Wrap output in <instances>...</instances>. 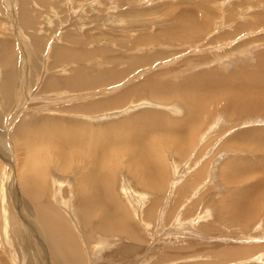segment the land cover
Segmentation results:
<instances>
[{
    "label": "bare ground",
    "instance_id": "bare-ground-1",
    "mask_svg": "<svg viewBox=\"0 0 264 264\" xmlns=\"http://www.w3.org/2000/svg\"><path fill=\"white\" fill-rule=\"evenodd\" d=\"M177 24V30L167 36L169 41L192 39L204 32L194 12L189 16L183 14V20ZM253 28L255 25L240 23L233 31L214 39L229 41ZM7 42L0 39V64L6 73L1 74L4 77L0 87L5 97L3 102L6 100L8 106L15 79L10 63L7 64L14 55V46ZM261 45L264 46V39L261 42L247 39L226 55L215 54L210 58L207 64L220 63L211 71L204 68L197 73L191 72L194 66L207 65L194 58L180 63L181 69H175L174 75L171 71L154 73L157 76H151L149 82L140 80L115 95L75 104L67 109L68 116L41 115V120L20 124L17 141L27 150L25 160L18 164L20 168L17 165L21 192L33 208L53 264H107L98 261L100 254L105 249L111 252L110 248L115 246L112 251L119 249L120 254H124L123 261L108 264H145L147 257L140 256L143 253H148V259L154 260V264L165 263L167 259L171 262L176 257L178 263L183 264H250L254 256L253 264H264L260 262L264 258L263 242L229 246L213 242L215 238L250 242L252 236L246 234V227L264 217V126L238 127L257 116L264 118V49L253 52ZM69 54L71 56L63 50L60 55L70 60L75 55L76 59L72 60L81 62L88 53ZM150 60L145 54L133 55L127 69L111 68L96 74L92 73L96 72L94 68L82 65L67 81L74 92L94 90L122 81L137 65H145ZM166 76L172 78L165 81L162 78ZM48 84V88L59 86L55 77ZM64 94L68 93L63 90L58 96L60 100L88 97V94ZM146 97L165 106L146 108L110 121L92 122L80 116L104 114V111L123 108L132 99L139 101ZM216 114L226 117L227 123L218 124L217 132L206 140L201 132L203 129L210 131L209 119ZM217 146L228 150V156L215 158V151L220 150L215 149ZM172 178L174 182L171 183ZM203 179L219 185L218 199L202 200ZM190 189L194 190L193 196L188 198ZM177 193L183 197L188 195L179 209L172 201ZM128 201L134 208V215ZM198 203L207 210V214L200 217H208L212 225L205 222L197 225L199 229L194 238L196 242L202 237L210 241L213 238L212 244L184 254L185 257L156 249L173 241L184 244L178 240L184 238L182 236L169 237L174 232H187L186 228H181V222L186 219L187 211L195 209ZM197 213L204 212L202 209L199 212L198 208ZM173 214L176 226L167 229ZM134 216L151 228L157 227L152 235L155 241L147 240L145 230ZM224 225H240L246 231L225 235L222 234ZM96 236L100 251L90 260L80 241L93 243ZM123 241L125 245L120 243ZM181 244L178 248L184 253L187 248ZM139 247L143 252L134 256Z\"/></svg>",
    "mask_w": 264,
    "mask_h": 264
},
{
    "label": "rangeland",
    "instance_id": "rangeland-1",
    "mask_svg": "<svg viewBox=\"0 0 264 264\" xmlns=\"http://www.w3.org/2000/svg\"><path fill=\"white\" fill-rule=\"evenodd\" d=\"M23 1L24 4L21 3L22 0H0V39L8 41L14 46V55L7 64L10 63L9 66L12 67L15 79L11 103L8 106L6 105V100L3 102L5 97L1 91L2 87H0V264H53L49 245L41 235L35 214H33V208L21 192L18 167L20 168V162L25 160L27 150L25 146L19 145L17 141V133H19L17 131L20 124L41 120V115L68 116L66 111L73 105L84 104L93 99L115 95L127 89V86L130 87V85L139 83L140 80L149 82L151 76L152 78L157 76L154 73L159 75L160 72L171 71L170 74L174 75L173 71L175 69L179 71L178 68L181 69L179 66L182 63H186L187 60L195 58L197 61V59H201L204 61L201 63L207 64V62H211L210 58L231 51L236 45L245 42L247 39H253V42H261L264 39V24H260L264 21V0ZM191 12L196 14L200 25L204 26V32H199L192 39L182 38V40L171 39L169 41V34H173L177 30V22L183 20V14L189 16ZM240 23L255 25V28L245 31L229 41H216L214 39L221 34L233 31L235 26ZM166 29L169 33H166ZM175 40L178 41L175 42ZM263 49L264 46L261 45L254 51L253 49L251 50L255 53ZM63 50L67 51L68 56H71L69 53L72 54L73 52H77L80 55L82 52L88 54L85 60L79 62L72 60L76 59L75 55L71 60L67 59L68 56H61L60 54ZM139 54H145L146 57H151V60L145 62V65H137L134 72L118 83L94 90L74 92L71 89V84L67 81L72 74L75 76V72L82 65L94 68L96 72H92L93 74L111 68H117L118 70L116 71L127 69L128 61L133 55ZM154 55H160V57L153 60ZM219 64L218 61H214L210 65L194 66L191 72L197 73L204 68L208 69L206 71H211ZM3 69L4 66L0 64V85H2L3 77L6 75L2 71ZM2 73H4L3 76L1 75ZM54 77L58 80L59 86L48 88L49 80ZM171 78L172 76H166L162 79L166 81ZM63 90L68 93L64 94L67 96H85L88 94V97H72L63 101L58 97ZM157 106L164 107L165 105L159 104L155 99L146 97L145 99L141 98L139 101L132 99L123 108L104 111V114L99 112L100 114L98 115L94 113L86 114V116L81 114L80 116L92 122L110 121L114 120V118L125 117L127 114L139 110ZM114 112L117 114L111 115ZM226 119V117H219L218 114L213 115L209 119L213 128L211 127L210 131L203 129L201 132L204 139H210L212 133L220 125L223 126V124L227 123ZM261 125L264 126V118L257 116L254 120H247L245 123L238 125V127L244 129V127L249 128ZM218 148L220 147L217 146L215 149ZM228 153H230L228 150L225 151L224 148H220V150L215 151V158L224 159V157L228 156ZM173 180L174 178L171 179V183L174 182ZM202 181L205 186L204 190L202 189V195L204 196L202 200L218 199L221 193L219 185L209 179H203ZM183 183L185 184V180ZM192 190L190 189L189 191L191 195L186 197L191 198L193 196L192 192L194 190ZM204 191L206 192L204 193ZM179 194L177 193L172 198L178 209L181 202L186 201V197ZM130 204L129 202V209L134 215V208ZM189 205L190 203L186 206L188 207ZM186 206L185 208L187 209ZM201 207L202 203H198L195 209L190 208L187 211L189 216L186 214V219L181 222L183 224L181 228H186L187 232L185 231L184 234L174 232L176 235L170 233L169 238L171 239L178 235L179 237H184L178 238L179 241H184V244L173 241V244L169 242L165 246H157L156 249H162V252L166 251L172 256L179 254L178 256L185 257L184 254H191L196 250L200 251L201 247L212 244L213 238L210 241L202 237V240L200 239L201 242L200 240L196 242L197 240L194 238L200 223L209 224L208 222L210 221L207 219L208 217H200L207 214V210L205 211V208ZM198 208L199 212L202 209L204 213H197ZM175 214L172 215V219L170 217L172 223L169 224L167 229H171L174 225L176 226ZM198 216L200 218H197ZM195 219H197L196 223H193ZM135 220L145 230L144 235L146 238L148 237L147 240L149 241L154 231L156 232L157 227L153 226L151 228L140 222L137 217H135ZM229 226L224 225L222 234L233 235L235 231H241V234H244L246 231L243 230L244 228L241 229L240 225ZM246 229H248L246 234L252 236L250 242L238 239H234V242H232L231 240L228 241V239L224 241L218 238H215L213 242L222 243L224 246L264 243V217L261 216L260 221H254ZM85 235L87 236V233ZM97 236L100 237L99 234ZM97 236L93 243H87L84 240L80 241L86 257L90 260L91 258L94 259V253L100 251ZM153 241L155 240L152 238L151 242ZM151 242L149 244L153 247L154 244ZM120 243L125 245L124 241ZM180 244L187 248L184 253L178 248ZM47 248H49V251H46ZM114 248L110 249L113 250ZM105 250L100 254L99 262L108 264V262L112 261H123L121 258L124 254H120L119 249L111 250V252ZM136 250L138 251L134 253V256L140 251L143 252L140 247ZM140 256L147 257L145 264H154V260L148 259V253H143ZM255 257H252V259ZM252 259L249 262L250 264L255 261ZM173 260L170 262L167 259L165 263L160 264H183V262L178 263V257ZM261 261H264V258H261ZM242 263L247 262L242 261Z\"/></svg>",
    "mask_w": 264,
    "mask_h": 264
}]
</instances>
